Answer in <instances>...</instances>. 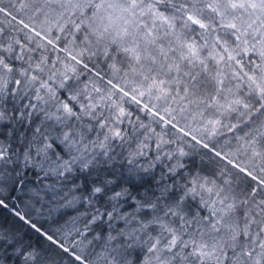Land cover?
Returning <instances> with one entry per match:
<instances>
[{
  "label": "snow or ice",
  "instance_id": "snow-or-ice-1",
  "mask_svg": "<svg viewBox=\"0 0 264 264\" xmlns=\"http://www.w3.org/2000/svg\"><path fill=\"white\" fill-rule=\"evenodd\" d=\"M0 16V264H264V0Z\"/></svg>",
  "mask_w": 264,
  "mask_h": 264
},
{
  "label": "trees",
  "instance_id": "trees-1",
  "mask_svg": "<svg viewBox=\"0 0 264 264\" xmlns=\"http://www.w3.org/2000/svg\"><path fill=\"white\" fill-rule=\"evenodd\" d=\"M2 18L3 17L0 16V19ZM0 223H3L5 228H9L13 230L19 227V225L14 221V217L12 216L10 209L0 208ZM44 226L47 227V224H45ZM25 239H28V237H25ZM31 239L33 243H37L34 234H32Z\"/></svg>",
  "mask_w": 264,
  "mask_h": 264
}]
</instances>
